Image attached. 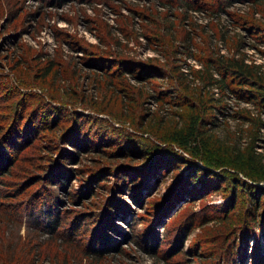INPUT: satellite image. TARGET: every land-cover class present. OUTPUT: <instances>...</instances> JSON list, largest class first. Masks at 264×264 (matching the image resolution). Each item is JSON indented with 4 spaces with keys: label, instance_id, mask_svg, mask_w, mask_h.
<instances>
[{
    "label": "rangeland",
    "instance_id": "1",
    "mask_svg": "<svg viewBox=\"0 0 264 264\" xmlns=\"http://www.w3.org/2000/svg\"><path fill=\"white\" fill-rule=\"evenodd\" d=\"M187 1L193 6L0 0V127L6 128L0 151L14 153V132L24 133L30 123L37 128L2 171L0 244H18L12 264L31 255L39 257L25 264H264V195L218 149L240 140L264 153V126L252 142L247 119L259 113L264 121V114L233 93L213 92L197 74L202 59L217 51L264 66V3ZM155 67L165 73L153 76ZM111 69L123 76H108ZM182 72L193 93L181 89L176 76ZM190 103L204 107L206 135L217 149L195 155L172 141L191 116ZM81 122L73 143L70 128ZM49 165L64 178H46ZM34 173L24 187L23 176ZM106 197L113 205L99 219ZM92 215L97 238H106L94 241L99 251L88 248ZM67 232L73 243H66ZM51 244L57 254L46 249ZM56 244H71L78 257L61 260Z\"/></svg>",
    "mask_w": 264,
    "mask_h": 264
},
{
    "label": "trees",
    "instance_id": "2",
    "mask_svg": "<svg viewBox=\"0 0 264 264\" xmlns=\"http://www.w3.org/2000/svg\"><path fill=\"white\" fill-rule=\"evenodd\" d=\"M230 1H233V0H225L224 3L228 4V3H230ZM165 3L166 2L164 1L162 3V5L164 6ZM224 3L219 4L217 9L220 8V6L222 7V5H224ZM262 3H264V0H254V4H256V6L260 5ZM177 4L183 5L186 7H192L193 6L192 3L190 1H187V0H178ZM221 29H222V26H221ZM170 35L174 36V33L171 32ZM187 42L188 43L182 44L183 46H185V48H189L190 42L189 41H187ZM235 46L240 47V40L239 39L236 42ZM215 52L216 51L214 49L209 50V53H215ZM216 53H217L216 56L215 55H212V56L206 55V57L202 59L204 61V68H202V70L198 71L197 74L200 73L198 79H200L203 82V86H208L209 89L213 88V90H214L213 92H219L222 95L228 94L229 92L233 93L235 95V97L242 99L243 101L248 102L250 104H254L256 106H259L261 109V112L264 114V66H262V65L260 66L259 64L247 63L242 56L241 57L236 56L237 53H235V55H233V53H232L231 56H225L224 54H221L218 51ZM169 63L170 62H167V64H169ZM46 69H48V68H46ZM150 69H153V68H150ZM106 71H107L106 74L108 76H110L111 74H113L114 76L116 75V77H115L116 79L117 78L119 79V78H121V76H123L122 71L120 73H117V71L110 72V71H112V69L106 70ZM151 71L152 72L149 71V73L154 74L153 76L163 75L165 73L161 67H155L154 70H151ZM182 74H184V73L183 72L178 73L176 76L177 81H178L181 89L184 92L186 91L189 93H193V91L189 89L188 84L185 83V78L182 76ZM209 97L210 96L203 98L204 102H202V103H205L204 105H207L206 102L208 101V99H210ZM190 100H193L192 96L190 99L184 97V101H185L184 105H188ZM26 103H28V102H26ZM37 105H38V103H37ZM189 106H190L191 116L188 118L187 121H183L184 123H182V127L177 128L176 130H174L171 133L174 135V136L172 135L173 136L171 138L172 141L175 142L177 145H179L182 148L188 149L190 147L192 149V151L195 153V155H197V153L200 154V152H201L200 150H202V148H205V147L209 148V147L215 145L214 147L217 149L219 147L218 146L219 143H217V142L214 143V141L211 140V137L206 135V129H205L206 127H204V121L208 118H205V116H202V112H201V110H199V109H203L204 107H201L199 105V103L196 104L195 106H194V104L190 103ZM247 119H250V122L252 123V128H253V132L251 134L252 142H253V140L256 141V140L260 139L258 133L260 131V128L264 126V121L261 120L260 114L258 113V115L256 114V116L254 118H247ZM15 123H17L18 125H21V123H22L21 117ZM79 124H80L79 125L80 127L78 126L77 130L70 128V130H71L70 133H72L73 143L78 142V139H77L78 129H80L81 132L83 130L82 129L83 125H81L82 122ZM23 125H25L24 122H23ZM30 125L28 124V125H26V127L24 126L25 127L24 129L22 126L21 129H23V130H21V131H23L24 133H20L17 131L14 132V138H13L14 140L13 141H15L14 146H15V152L16 153L15 152L12 153L11 151H8V149L6 152L0 151V182H2V180H1V177L3 175L2 171L7 169L8 165L12 164L15 157H16V161L18 160L19 155L17 154V152L20 149H22L23 146L28 144L29 141L31 140V138H33V135L35 134L37 128H36V126L32 125L31 123H30ZM0 128L2 129L0 131V143H2L1 141L4 140V134H5L6 128L4 126H1ZM19 135H21V136H19ZM19 137H21V138L19 140H17ZM20 140H22V141H20ZM209 140L212 141L211 144L208 143ZM10 142H12V141H10ZM235 143L237 144V147L234 144L233 145L227 144V145H223L222 147H224V148H222V149L218 148L222 151V153H224L225 156H228V158L223 157V161L227 162L229 164L235 165L236 170L242 172L244 176L249 178L253 182V184L257 186L258 191L264 195V186L257 185V182H259V181L264 182V153L258 152L257 149L255 148L254 143H251L246 147H243L240 144V140L238 141V143L236 140ZM8 152L10 154L5 155V153H8ZM203 156L205 157L204 154L202 155V157ZM207 159H208V156L205 159L203 158V161L207 162ZM41 160H43V159H41ZM41 160H39L38 162H40ZM63 161L64 160H62V162ZM28 163H31V165L34 167V162L29 161ZM169 164L170 163L165 164L164 166L166 167ZM43 167H44V164L37 167L38 171L42 170ZM49 167H50V170H49V173L46 175V178H49L51 180H54V178L59 180L60 177L64 178L65 174L63 176H61L60 173L58 172V169L54 170L52 165H49ZM60 167H61V164H59L58 167H54V168H60ZM66 176H68V174H66ZM23 177H24V180L22 181V183L24 184V187H26L25 184L29 183L31 181V179L34 180L36 178V173L30 174V175H24ZM183 178L186 179L185 176ZM35 195H38V191L35 193ZM50 197H51V199H53L52 203H54V204L59 203V198L56 199L53 197V195H50ZM41 198L42 197H40V196L34 198L35 199L34 202H36L35 205L41 203ZM108 199L109 198L106 197L105 202H104L105 205H108V207L107 208L104 207L103 210H98V212H101L99 219H101V217L105 213H107V211L109 210V207L111 205H113V199L111 200V198H110V200H111L110 202L107 201ZM169 203H171V201ZM254 205L256 206V205H258V203H256V201H255ZM13 207L14 206H11L10 208H13ZM28 207H29V204L27 202H25L24 208L28 209ZM33 210L35 211V209H33ZM0 211H2V210L0 209ZM26 211H28V214H29V210H26ZM11 212H13V211H11ZM98 214H100V213H98ZM60 215H61V213H60ZM92 216L93 217H89L88 219L90 222L89 225H94V232L91 233V237L89 238V240H91V241L93 240V241L91 242V244H89L88 248H93L94 250L99 251V250H101V248H100L101 245L95 243L94 241L96 239L102 238L103 243H104L106 238L105 237L104 238L103 237L97 238L98 225L97 226H95V225L98 223L95 222L96 223L95 224L92 222L93 218L95 217L94 215H92ZM15 217L16 216L9 215V219H12V218L14 219ZM83 218H85V216H83ZM83 218H80V219H83ZM72 220H73V218H72ZM1 221L3 224H6V226H8V225H7V223H4V221L11 222L7 218L5 219L3 217H1ZM52 222H54V221H52ZM76 222L73 221V223H76ZM55 223H57V222H55ZM73 223L71 224V227L74 226ZM58 225H60V224H58ZM56 226L57 225L54 226V229L56 228ZM115 232L119 233V231L117 229ZM65 236L69 238V240H66L67 241L66 243H68V242L73 243L74 242L73 240H75V238L73 236L71 237V234L69 232H67V234ZM104 244H102V245H104ZM55 246L60 247V249L57 248V250H58V252L61 253V260L64 259L67 261V259L70 256L78 257L77 255L74 254L76 252H74L71 249V247H70V246H72L71 244H69V245H67V244H65V245L56 244ZM53 247H54V245L51 244L50 248L46 247V249H48L50 251H54ZM41 249H42V247H41ZM41 251L43 252V250H41ZM231 251H232V249H230V252ZM18 252H19L18 244L13 243L12 240H8L5 243V245L0 244V254H2V256H0V257L4 258V261L0 260L1 261L0 264H6V263L8 264V261L11 264L15 263L14 262L15 257L17 258L19 256ZM42 252H41V254H42ZM44 252L47 253V251H44ZM45 253H43L42 255H45ZM54 253L57 254L55 251H54ZM38 257H39V255H37L36 257L34 255H31L29 257V259L27 258V260H25L24 262L25 263L26 262L31 263L32 260L34 261V258L38 259ZM227 264H230V263H227Z\"/></svg>",
    "mask_w": 264,
    "mask_h": 264
}]
</instances>
